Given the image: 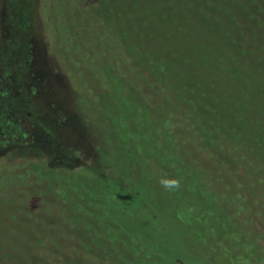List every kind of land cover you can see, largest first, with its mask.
<instances>
[{"label":"trees","instance_id":"obj_1","mask_svg":"<svg viewBox=\"0 0 264 264\" xmlns=\"http://www.w3.org/2000/svg\"><path fill=\"white\" fill-rule=\"evenodd\" d=\"M99 2L41 0L39 21L48 53L68 75L72 61L90 43L91 27H102L114 42L129 83L156 113L158 137L191 167L189 173L208 171L218 177L219 163L233 164L236 155H254L258 162L264 161V0H113L109 14L98 10ZM95 130L101 143L100 161L111 160L108 163L115 170L111 184L101 176L107 173L101 162L97 169L49 168L47 157L40 152L24 165L25 175H17L22 180L31 175L34 181L30 184H44V191L54 194L56 200L50 195L47 202L51 208L57 204L60 219L48 225L54 227L51 230L58 227L68 237L69 230L88 213L100 229V241L109 244L100 253L86 249L81 256L77 254L85 246L81 241L61 243L64 252L50 264H162L164 260L178 264L166 246L185 258V264H256L254 258L260 255V262L264 260V231L255 234L252 227L258 217L263 222L256 204L264 206V196L248 194L231 179L225 188L217 189L213 182L219 197L242 213L236 220L247 227L238 230L211 190L199 188L192 194L196 184L189 186V192L180 186L164 188L161 168L156 162L150 164L147 157L141 170L146 178L134 175L123 180V169L131 172L132 167L117 163L128 155L113 147L115 135ZM16 152L30 156L24 149ZM136 157L130 155L131 162H138ZM12 166L10 178L0 172V181L16 177V165ZM172 193L177 194L178 206L191 208L190 213L196 215L193 235L204 245L188 236L178 238V243L165 238L181 229L177 217L169 219L158 209ZM31 204L38 203L33 200ZM153 223L159 225L158 230ZM186 242L192 251L178 249ZM33 261L44 264L40 256Z\"/></svg>","mask_w":264,"mask_h":264},{"label":"rangeland","instance_id":"obj_2","mask_svg":"<svg viewBox=\"0 0 264 264\" xmlns=\"http://www.w3.org/2000/svg\"><path fill=\"white\" fill-rule=\"evenodd\" d=\"M112 7L113 0H100L98 3V10L103 9L100 12L106 10L109 14ZM40 8L41 0H0L1 174L9 179V167L16 165L13 170L16 177L0 181V264H33L36 262L33 258L37 256L44 260V264H50L64 252L61 243L81 241L85 244L77 253L81 256L85 255L86 249L97 254L109 246L107 241H100V229L91 222L93 217L88 213L69 230L68 237L58 227L55 231L51 230L54 227L48 225H54L60 219L57 204L51 208L47 202L50 195L56 200L54 194L45 192L44 184H30L34 181L31 175L23 180L17 176L25 175L24 165L32 162V155L40 152L47 157L49 168L85 166L97 169L101 162L107 168V173L101 176L109 179L111 184L115 180L112 176L115 170L108 163L111 160L100 161L98 148L101 143L95 129L105 135H115L113 147L128 155L117 163L123 168L127 165L132 167L131 172L123 169V180L134 175L142 180L146 178L141 170L147 157L150 164L156 162L159 165L165 178L179 180V186L187 191L191 184H196V188L190 190L192 194L201 188L209 189L219 197L213 182H216L217 189L220 185L225 188L231 179L248 194L264 196V161L258 162L254 155H236L237 160L233 156V164L219 163L220 178L208 171L189 173L191 167L176 154L173 147L158 137L156 113L144 104L129 83L118 61L114 42L102 27H91L90 43L72 61L71 76L68 75L48 53V40L39 21ZM72 35L75 47L76 32L73 31ZM17 149L26 150L30 156L17 153ZM233 149L231 146V151ZM100 151L105 152L101 147ZM130 155H136L138 162H131ZM223 177L226 178L222 180ZM219 199V205L225 206L232 216L233 225L238 230L246 226L236 220L237 216L241 218L242 213L233 211L223 198ZM33 200L37 201L36 206L31 204ZM177 202V194L172 193L158 208L165 217L180 220L181 229L178 232L174 230L177 237L171 231L165 238L178 243V238L188 236L198 245H204L198 242L197 235H193L197 229L194 225L196 215L190 213L191 208L178 206ZM256 206L262 211L263 222L259 221V217L252 222L255 234L264 231V227L261 228L264 225V206ZM168 208H171L170 212H167ZM222 211L225 213L223 207ZM60 226L63 229L66 223ZM152 226L155 230L159 229L158 224L153 223ZM241 241L246 245L245 240ZM182 245L178 249L192 251L187 242ZM213 245L219 247L217 243ZM166 249L169 255L175 256L176 263L185 264V258L177 257L167 246ZM172 256L165 257L170 260ZM262 256L254 258L256 264H264V260L260 262ZM162 264L168 263L164 260Z\"/></svg>","mask_w":264,"mask_h":264},{"label":"clouds","instance_id":"obj_3","mask_svg":"<svg viewBox=\"0 0 264 264\" xmlns=\"http://www.w3.org/2000/svg\"><path fill=\"white\" fill-rule=\"evenodd\" d=\"M160 184L166 188V189H176V188H179V180L177 179H162L160 180Z\"/></svg>","mask_w":264,"mask_h":264}]
</instances>
